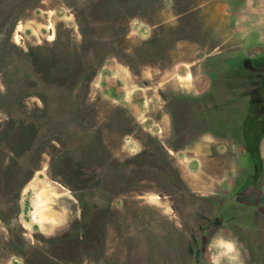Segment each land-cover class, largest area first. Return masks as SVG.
<instances>
[{
  "label": "rangeland",
  "instance_id": "374dc122",
  "mask_svg": "<svg viewBox=\"0 0 264 264\" xmlns=\"http://www.w3.org/2000/svg\"><path fill=\"white\" fill-rule=\"evenodd\" d=\"M233 1L0 0V264H264V116L254 180L228 82L264 0Z\"/></svg>",
  "mask_w": 264,
  "mask_h": 264
},
{
  "label": "trees",
  "instance_id": "16d2710c",
  "mask_svg": "<svg viewBox=\"0 0 264 264\" xmlns=\"http://www.w3.org/2000/svg\"><path fill=\"white\" fill-rule=\"evenodd\" d=\"M228 82L231 88L247 89L246 93L251 97V109L256 108L257 111L258 116L249 111L242 124L243 144L254 167L253 179L257 180L263 170L258 117L264 116V55L261 58L239 60Z\"/></svg>",
  "mask_w": 264,
  "mask_h": 264
},
{
  "label": "crops",
  "instance_id": "0c3cea01",
  "mask_svg": "<svg viewBox=\"0 0 264 264\" xmlns=\"http://www.w3.org/2000/svg\"><path fill=\"white\" fill-rule=\"evenodd\" d=\"M223 2H226L227 4V7L223 10L226 11V14H223L221 12H219L217 10V12L220 14V15H223V16H226V19L231 17L232 13L234 12V10L232 9H235L237 7V3H235V1L233 0H222ZM216 10V9H215ZM227 37H226V40H230V39H233L231 38L233 36V34L231 32L235 31L236 30V25L232 22V20H230L228 23H227ZM241 60H245V59H248V58H245L243 55L241 56ZM262 142H261V145H260V148L262 149ZM261 152V150H260ZM262 156V155H261ZM71 191V190H69ZM70 196L73 198V200L77 201L79 200L78 197H76L73 193H70ZM73 200H71L72 202H70L69 206H66L65 207V210L64 212L62 210H60V213H67V219L68 220H76L77 222V226L81 225V223L83 222L82 220V214L80 216V214L78 215V212H77V208H78V204H76V202H74ZM130 205L132 204L129 200H127ZM124 201L120 200V202H117L115 201L113 204L110 203L109 201L107 202L106 205L102 206L100 204V201H98L97 204H94V209H93V213L90 217V219L87 221V223L85 224L84 226V229H83V237L84 235L86 236L87 234V231L91 228H95L96 230H98L97 228V225L101 224V221H99V210L102 209V210H106L108 211V214L110 213V216L111 218H113V222H115V224L118 222V221H115V217L114 215H116L117 213H119L120 211H122L123 209V206H121L122 203H124ZM140 204H138L137 206L140 207V208H143V207H153V208H157L158 206L155 204V205H144L142 202H139ZM161 205V207L163 206V204H159ZM132 206V205H131ZM124 212V211H123ZM125 213V212H124ZM120 221V220H119ZM90 226V227H89ZM82 233V232H81ZM82 235V234H81ZM94 236V238L97 240L98 244L96 245L97 247V250H96V253L99 254V255H110L112 254V251L113 249H104V247L106 248L107 245H106V237L104 236V234L102 235V232H95L94 234H92ZM177 238H179V236H177Z\"/></svg>",
  "mask_w": 264,
  "mask_h": 264
}]
</instances>
